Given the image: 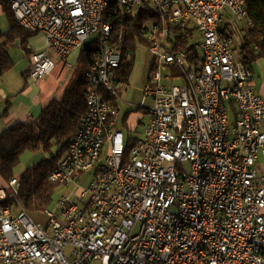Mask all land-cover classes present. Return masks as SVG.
Wrapping results in <instances>:
<instances>
[{"label": "built area", "instance_id": "1", "mask_svg": "<svg viewBox=\"0 0 264 264\" xmlns=\"http://www.w3.org/2000/svg\"><path fill=\"white\" fill-rule=\"evenodd\" d=\"M7 1L45 40L33 81L54 69L48 51L75 69L67 57L83 49L89 63L85 114L49 174L74 189L41 210L43 226L17 201V178L0 188V264H264V97L236 58L252 25L246 0ZM147 5L160 18L140 28L156 65L144 87L153 105L127 151L124 33L112 18ZM174 25L198 32L188 43L198 63L175 47Z\"/></svg>", "mask_w": 264, "mask_h": 264}, {"label": "trees", "instance_id": "2", "mask_svg": "<svg viewBox=\"0 0 264 264\" xmlns=\"http://www.w3.org/2000/svg\"><path fill=\"white\" fill-rule=\"evenodd\" d=\"M8 28L0 32V76L13 66L9 51L16 46L31 55L27 47L29 39L37 33L22 28L17 22L11 5L7 0H0ZM246 22L252 25L246 28L243 44L236 51V58L244 65H250L257 59L264 61V0H246ZM114 31H123L122 63L117 74L121 78V85H127L135 57L137 43L147 46V42L140 32L141 25L149 20L159 21V15L151 5L144 6L133 15L114 16ZM185 32L179 26H171L175 32V47L186 49L191 59L198 63L200 57L192 45H188L191 32L195 28L185 27ZM188 46V47H187ZM77 66L72 79L66 87V94L61 100L49 101L40 111L38 117L29 123L15 122L0 132V177L8 183L12 178L19 180L17 201L29 212H38L48 208L52 201L57 185L49 181V174L58 164L65 153L68 142L75 133L80 120L85 114L86 104L83 92L87 81L84 72L89 63V56L83 49L78 51ZM154 59L149 67V75L155 69ZM234 114V106H230ZM136 111H147L138 107ZM8 113L7 108L0 109V119ZM131 113V112H130ZM126 114L121 120V127L126 134V150L134 145L137 135L130 132ZM25 152H42L43 157L25 166L17 175L16 170Z\"/></svg>", "mask_w": 264, "mask_h": 264}, {"label": "crops", "instance_id": "3", "mask_svg": "<svg viewBox=\"0 0 264 264\" xmlns=\"http://www.w3.org/2000/svg\"><path fill=\"white\" fill-rule=\"evenodd\" d=\"M16 44L17 45L12 48H20L22 53L21 55L17 53L16 60L10 55L13 60V66L0 76V109L7 108L8 110L7 115L0 119V132L18 121L25 123L34 121L36 115L49 101L53 99L61 100L66 94V87L75 71V69L67 67L64 60L56 58L53 53L48 51L50 56L55 60L56 65L49 75L37 81H33L29 77V69L31 66L30 54H27L24 49L19 46L18 41ZM27 47L31 52L46 50L44 37L37 33L29 39ZM78 51L79 50L73 52L67 57V61L76 66L79 54ZM250 69L252 71V87L257 93L264 97V61L262 59H257L252 63ZM147 109L148 108H145L146 111ZM133 118L136 120H134L133 130L130 128V132L132 133L133 131L138 136V134L142 132V128L138 134L135 130H137L138 125H144V123H142L143 119H149L148 111L146 114L142 112L135 113ZM120 122L121 121H119V124ZM36 154L40 156H37L36 159L32 156L31 160L25 166H28L42 157V152H37ZM6 184L7 183L0 177V188L6 187Z\"/></svg>", "mask_w": 264, "mask_h": 264}, {"label": "rangeland", "instance_id": "4", "mask_svg": "<svg viewBox=\"0 0 264 264\" xmlns=\"http://www.w3.org/2000/svg\"><path fill=\"white\" fill-rule=\"evenodd\" d=\"M8 27L7 20L5 17V14L0 6V31H5ZM198 37L197 31L191 32V38ZM17 53L21 55L22 50L20 48H12L10 50V55L14 60H16ZM153 61V56L148 50V46L142 43H137L135 48V57L134 62L131 69L130 78L127 85H124L123 89L120 91V101H119V110L120 114L118 117V121H121L123 117L130 113L128 117V124L129 127L132 129L134 124L133 116L135 113H141L142 111H136L138 107L143 108H149L153 105V101L150 98H147L144 94V87L148 83V77H149V67L150 64ZM78 64V63H76ZM252 65V64H251ZM250 65V66H251ZM164 72H168L167 69H162L161 74ZM174 82L180 83V80H175ZM40 113V111H39ZM39 113L36 115V118L38 117ZM148 119H143L142 123H145ZM141 128H143L142 125H138L137 134L141 131ZM133 130V129H132ZM133 135H136L135 132L132 131ZM34 157L36 159L37 155L36 153L26 152L21 157V162L19 164V167L16 170V174L18 175L21 170L24 168V166L31 160V157ZM41 156L43 157L44 154L42 153ZM33 158V159H34ZM32 159V160H33ZM259 163H260V172H264V156L259 157ZM74 189L73 185L68 188H60L58 187L55 191V194L53 196V201L51 205L46 208L48 210H53L56 204L57 199L63 194L66 195L68 192L72 191ZM29 212V211H28ZM30 216L34 219L36 223H40L43 226L47 224L48 217L43 213V211L38 212H29Z\"/></svg>", "mask_w": 264, "mask_h": 264}]
</instances>
